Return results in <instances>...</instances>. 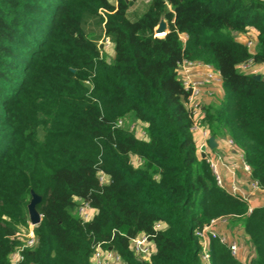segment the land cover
<instances>
[{
	"label": "trees",
	"instance_id": "trees-1",
	"mask_svg": "<svg viewBox=\"0 0 264 264\" xmlns=\"http://www.w3.org/2000/svg\"><path fill=\"white\" fill-rule=\"evenodd\" d=\"M129 6L0 0V212L27 224L31 190L42 196L38 242L17 264H91L98 243L125 264H202L198 231L218 218L244 230L256 260L240 262L213 239L212 264H264V205L250 209L220 186L198 154L178 71L184 60L219 71L223 97L202 121L242 150L264 188V78L238 69L264 63V0H150L135 20ZM162 14L169 31L156 36ZM92 24L111 37L113 60L86 32ZM250 27L255 51L237 40ZM129 118L145 124V138ZM75 197L96 209L92 219L70 210ZM158 221L166 227L155 230ZM139 233L155 244L146 260L129 243ZM14 235L0 217V264H11Z\"/></svg>",
	"mask_w": 264,
	"mask_h": 264
},
{
	"label": "built area",
	"instance_id": "built-area-1",
	"mask_svg": "<svg viewBox=\"0 0 264 264\" xmlns=\"http://www.w3.org/2000/svg\"><path fill=\"white\" fill-rule=\"evenodd\" d=\"M104 41L101 46L103 49H107L111 46V37H104ZM237 40L245 43L248 48L252 51H255V47L257 44V38L254 35H251L248 32L240 33L237 35ZM102 49V50H103ZM204 64L200 62L184 60L179 65V73L181 72L184 75V78L181 80L186 89L190 90V95L187 100V106L192 110L194 115V124L193 131L195 133L196 139L199 140V148L201 151H204V147L208 145V139L210 137V132L208 128L203 123V116L201 115L199 97L202 96L203 87L205 85V81L209 80L213 83H222L221 75L219 71L210 64H204L207 68V71L204 73L202 77L193 78L190 75V71L196 65ZM255 62L253 59H249L245 62H242L238 65V69L241 72H250L254 66ZM119 124H124L123 120L119 121ZM205 152V151H204ZM207 162L209 163L213 173L215 174L217 183L224 188V180L221 175V166H222V158L218 155L204 153ZM243 154V153H242ZM243 170L250 178V183L253 190H263L264 188L253 178L252 170L250 165L244 160L242 162ZM100 179L102 182H107L109 177L105 174L100 175ZM230 192L240 198L246 200L244 196L239 195V189L237 186H233ZM76 212L79 218L87 222L92 219L93 210H95L92 205L81 198L76 202ZM250 209H252L250 207ZM226 223L225 218H218L212 220L208 225H206L203 229L198 231V236L200 238L201 244V260L202 264H212V258L210 254V244L211 240L215 239L219 243L225 245L229 248L231 254L234 257H238V253L241 247V242L239 239L230 238L225 233L218 231L216 227H214L217 223ZM165 223L162 221H158L154 225L155 230H159L164 228ZM38 242L37 235H33L25 244H21L16 248V250L11 254L10 261L11 264H17L23 260V251L25 248L33 247ZM129 243L132 251L135 256L140 260H146L150 258V256L155 252V244L150 237V235L145 233H139L129 239ZM91 264H125L122 256L115 250L113 247L107 246V244L98 243L93 246V252L91 254Z\"/></svg>",
	"mask_w": 264,
	"mask_h": 264
},
{
	"label": "crops",
	"instance_id": "crops-1",
	"mask_svg": "<svg viewBox=\"0 0 264 264\" xmlns=\"http://www.w3.org/2000/svg\"><path fill=\"white\" fill-rule=\"evenodd\" d=\"M171 9V8H169ZM132 20L138 19L141 15L137 18H131ZM249 33L257 37V32L254 28H249ZM185 38V36H184ZM100 49L102 50V46L100 45ZM104 52H107L106 57L109 60H113L115 53L113 48V42L111 41V46L107 49H103ZM190 71V75L193 78L202 77L204 73L207 71V68L204 64L196 65ZM252 75H260L261 78H264V63L256 62L250 71ZM180 80L184 78V75L180 72L179 73ZM223 88L222 83H213L209 80L205 81V85L203 87L202 96L199 97L201 115H204L205 110L212 105H215L220 101L223 97ZM131 120L130 118L126 121L128 122ZM132 121V120H131ZM138 123L141 128L143 129L142 133L144 134V123L133 121ZM126 124V123H125ZM145 135V134H144ZM145 136L141 138H145ZM217 146L214 149H211L208 145L204 147V151H201L198 147V154L200 156H205L204 153L218 155L222 158V166H221V175L224 180V188L230 192L233 186H237L239 189V195L244 196L246 201L248 202L251 208L263 206L264 205V191L263 190H253L250 178L243 170L242 162H243V152L240 148H238L235 144H233L228 136H218L215 137ZM197 145L199 146L200 142L196 139ZM208 143V142H207ZM137 159L139 165L141 161ZM79 200L78 197L74 198V202ZM93 215L96 213V209L93 210ZM166 224L164 225V228ZM214 227L218 229V231L225 233L230 238L239 239L241 242V247L238 253L237 259L240 262L248 263L250 262V256L255 252L252 243L250 242L248 236L245 234L244 230L235 224H232L230 221L226 220V223H217Z\"/></svg>",
	"mask_w": 264,
	"mask_h": 264
},
{
	"label": "rangeland",
	"instance_id": "rangeland-1",
	"mask_svg": "<svg viewBox=\"0 0 264 264\" xmlns=\"http://www.w3.org/2000/svg\"><path fill=\"white\" fill-rule=\"evenodd\" d=\"M115 2V0H113ZM130 2H133L132 4H130ZM150 0H129V16L131 18H137L139 15H141L147 8V6L149 5ZM167 8H171L170 6H167ZM85 29L86 32L90 35V36H94L98 43L99 46L102 44V42L104 41V37L105 34L104 32L101 30V28H97L95 27V25L92 24V26L89 25H85ZM256 48V47H255ZM104 55H108L107 52H104L102 50ZM130 130L134 131L136 133V135L138 137H143L145 136V132L144 134L142 133L143 129L141 128V126L138 123H135L131 120H129L128 122H126L125 124ZM132 161L135 165L138 164L137 159L134 157H132ZM31 200V197L28 198V204ZM77 204H74L70 210L73 213H76V206ZM0 217L5 220L7 223L11 224L14 228H15V239L18 240V242H20L21 244H25L27 243V241L33 236V235H37L36 233V229L37 226L36 225H32L30 220H29V215H28V211H27V217H28V222L27 224L24 223H20L19 221H16L6 215H4L3 213L0 212ZM19 245V246H20ZM250 262L248 263H253L256 260V252H254L250 257Z\"/></svg>",
	"mask_w": 264,
	"mask_h": 264
},
{
	"label": "water",
	"instance_id": "water-1",
	"mask_svg": "<svg viewBox=\"0 0 264 264\" xmlns=\"http://www.w3.org/2000/svg\"><path fill=\"white\" fill-rule=\"evenodd\" d=\"M132 3L133 2H130V4ZM168 31H169L168 20L165 14H162L158 25L154 28V33L156 36H165ZM253 77L257 80L261 79L260 75H253ZM208 146L211 149H214L217 146L215 136L210 135L208 139ZM41 201H42V196L37 192H35L34 190H31V200L27 205V209H28L29 220L32 225L38 226L42 221V214L38 210V205L41 203Z\"/></svg>",
	"mask_w": 264,
	"mask_h": 264
}]
</instances>
